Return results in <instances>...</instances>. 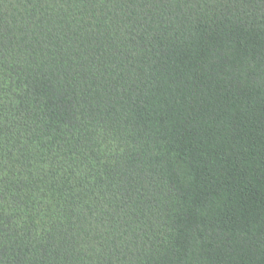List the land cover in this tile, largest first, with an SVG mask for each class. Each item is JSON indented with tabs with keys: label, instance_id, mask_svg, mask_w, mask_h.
Returning <instances> with one entry per match:
<instances>
[{
	"label": "trees",
	"instance_id": "obj_1",
	"mask_svg": "<svg viewBox=\"0 0 264 264\" xmlns=\"http://www.w3.org/2000/svg\"><path fill=\"white\" fill-rule=\"evenodd\" d=\"M0 264H264V0H0Z\"/></svg>",
	"mask_w": 264,
	"mask_h": 264
}]
</instances>
